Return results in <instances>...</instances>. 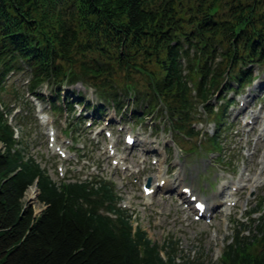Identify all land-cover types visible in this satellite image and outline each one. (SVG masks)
<instances>
[{"label": "trees", "instance_id": "16d2710c", "mask_svg": "<svg viewBox=\"0 0 264 264\" xmlns=\"http://www.w3.org/2000/svg\"><path fill=\"white\" fill-rule=\"evenodd\" d=\"M262 66L264 0H0V264H204L134 233L108 180L54 181L27 156L6 119L10 76H26L32 91L47 84L53 102L82 83L109 103L161 105L176 133L193 136L199 109L224 120L214 113L221 87L246 86ZM36 184L39 216L25 204ZM259 210L255 234L234 236L219 264H264Z\"/></svg>", "mask_w": 264, "mask_h": 264}, {"label": "rangeland", "instance_id": "374dc122", "mask_svg": "<svg viewBox=\"0 0 264 264\" xmlns=\"http://www.w3.org/2000/svg\"><path fill=\"white\" fill-rule=\"evenodd\" d=\"M29 86H31L29 80L26 76L22 75L12 76L8 82V88L6 89L9 91V98L7 100L14 110L11 118L13 121V117L19 111L23 113L24 117H28L23 123L22 132L19 133V142L22 143V149L25 150L26 155L28 156L30 154L34 157V160L38 161L42 168L48 171L54 181L65 179V176L81 179L93 173H100L106 179L110 181L114 180L118 187L117 190L124 198L125 207L131 210L134 220L137 219L134 222L135 225H138L144 230L153 243L158 246H163L165 241L171 239L179 245L182 257H188L191 260L200 258L204 264H219L224 249L228 244L233 242V237L238 233L241 234V237H252L255 234V228L259 224L261 215L256 214L253 217H249V215L250 211L257 209L262 201L264 203V187L256 189L255 200L250 202L247 200V195L246 197L245 195L238 196L239 193H236L230 196V187L237 183L239 179L238 175L242 170H246L250 179L255 177L258 173V163L260 160L264 161V136L262 138L259 137L260 131L258 129L250 133L252 136L247 139L243 136L239 123L235 122L233 124L230 120L226 122V124H232V129L228 132L230 138L223 143L226 149L225 156L224 158L221 157V160H218L220 158L214 156L213 160L219 161V163L214 164V170L217 173L220 170L223 171L222 174L225 176L219 178L222 182L221 185L227 187L228 191L225 193L224 200L216 201L215 204H222L230 199L234 200L237 205L235 208L229 209V215L219 214L210 225L204 222L194 223L191 218L187 219L180 212L171 210L174 207V202L169 206H165L160 197L157 199H153V197L145 198L142 193L144 180L138 182L134 176L123 175L112 165L113 159H109V156L103 150L104 148H102L106 147L108 142L104 139L98 143H96L97 140H92L93 136L96 135L102 126L101 123L97 124L93 129H89L88 124L91 121L85 120L82 123L76 121L77 117L75 119H68L66 116H54L50 112L48 103L39 101L38 97H36L38 100L36 103H39L41 109L39 110V107L36 106L38 107L37 109L34 104H31L35 99H32L33 94L29 92ZM74 89L75 87L69 90L67 89V91L77 92ZM39 94L48 97L47 88L43 87ZM86 96L87 101L91 100L94 102L93 104L91 103L92 106L96 105V101L98 100L95 94L94 97L90 94H86ZM259 107L264 108V102H259L256 105L251 103L247 109V115V111H245L242 113L241 118L246 116L254 119L256 115L254 113L258 111ZM241 109L238 105L234 114L241 112ZM76 110L78 114L82 110V107H80L79 111L78 109ZM128 110L129 114H131V110ZM90 114L92 113L90 112ZM260 116H264V109L261 111ZM160 120L162 121L161 118ZM140 123L143 122L141 121ZM13 124H15L14 121ZM258 124L260 126V123ZM52 128L56 133V147L69 151L73 159L69 156L68 152H66L67 159H61L50 149L51 146H54L50 142L49 137ZM213 130L215 132V125L205 120L200 126L198 133L202 136L208 132L211 136ZM236 133L239 135H235ZM261 133L264 134V132ZM64 134H68L67 137L71 139L69 140L71 142L70 144H65ZM201 136L197 137V139L188 140L187 142L193 146H197L200 143ZM98 139L100 138L98 137ZM255 139H257V146L253 145ZM115 142L119 144L118 148L120 150L124 148L118 134L115 136ZM63 145H65V149ZM74 146L77 149L76 151H72ZM184 146L181 148L183 149V153L188 157V161L196 162L197 159L201 161L206 159V155L202 151H199V149L194 150L190 146ZM206 146L208 145H204L202 149L205 150ZM244 149L248 150L246 154L242 152ZM1 151H4L2 145H0ZM199 163L196 162V165L204 168V166L210 164V161L201 163V165ZM152 170H155V168L153 167ZM212 173L213 170L205 168L202 171H198L193 180L188 179L187 182L192 184L201 195H205L207 191L212 192L217 189L216 183L209 185V178ZM246 185H251L250 181ZM30 189H35V187ZM25 204L34 211L36 216H39L44 210V207L38 200V195L32 200L28 198L27 193Z\"/></svg>", "mask_w": 264, "mask_h": 264}, {"label": "bare ground", "instance_id": "6f19581e", "mask_svg": "<svg viewBox=\"0 0 264 264\" xmlns=\"http://www.w3.org/2000/svg\"><path fill=\"white\" fill-rule=\"evenodd\" d=\"M38 193L35 189H30V191L28 192V198L30 199H35L37 197Z\"/></svg>", "mask_w": 264, "mask_h": 264}, {"label": "water", "instance_id": "95a60500", "mask_svg": "<svg viewBox=\"0 0 264 264\" xmlns=\"http://www.w3.org/2000/svg\"><path fill=\"white\" fill-rule=\"evenodd\" d=\"M35 189H37V188L35 187Z\"/></svg>", "mask_w": 264, "mask_h": 264}]
</instances>
